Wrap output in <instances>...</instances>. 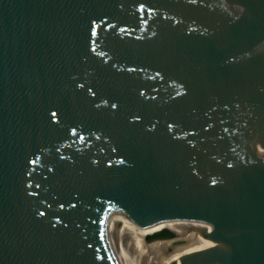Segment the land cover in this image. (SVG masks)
Wrapping results in <instances>:
<instances>
[{
  "label": "water",
  "instance_id": "obj_1",
  "mask_svg": "<svg viewBox=\"0 0 264 264\" xmlns=\"http://www.w3.org/2000/svg\"><path fill=\"white\" fill-rule=\"evenodd\" d=\"M0 264H264V0H0Z\"/></svg>",
  "mask_w": 264,
  "mask_h": 264
},
{
  "label": "snow or ice",
  "instance_id": "obj_2",
  "mask_svg": "<svg viewBox=\"0 0 264 264\" xmlns=\"http://www.w3.org/2000/svg\"><path fill=\"white\" fill-rule=\"evenodd\" d=\"M192 2H195V0H192ZM112 107H113V108H115V107H116V105H115V104H113V105H112ZM40 215H43V213H40Z\"/></svg>",
  "mask_w": 264,
  "mask_h": 264
}]
</instances>
